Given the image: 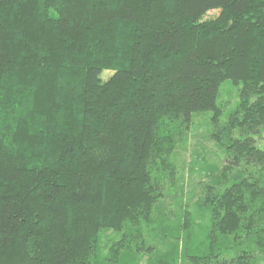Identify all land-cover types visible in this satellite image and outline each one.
Listing matches in <instances>:
<instances>
[{"label": "trees", "instance_id": "trees-1", "mask_svg": "<svg viewBox=\"0 0 264 264\" xmlns=\"http://www.w3.org/2000/svg\"><path fill=\"white\" fill-rule=\"evenodd\" d=\"M208 113L224 159L167 212ZM263 135L264 0H0V264H260Z\"/></svg>", "mask_w": 264, "mask_h": 264}, {"label": "rangeland", "instance_id": "rangeland-1", "mask_svg": "<svg viewBox=\"0 0 264 264\" xmlns=\"http://www.w3.org/2000/svg\"><path fill=\"white\" fill-rule=\"evenodd\" d=\"M216 14L217 12H210L205 19L214 18ZM110 75V73L102 74L104 80ZM216 104L223 112L219 124L224 125L227 121V116L238 105V90L230 81H225L221 84ZM211 117V113L195 115L190 130L186 133L183 132L181 134L183 138L177 140L175 149L177 175L174 182L171 185L169 184V196L165 200V211L167 212L175 210L177 207L175 202L177 203L183 199L184 202L189 200L193 185L197 182L199 183L201 179H208V175L204 171L210 167L219 168L220 163L224 159V149L229 145V138L226 133L220 132L221 129L212 127L210 124ZM216 133L221 138L220 143L215 142L213 139ZM232 134L228 135L234 137L235 134ZM258 146L264 150V135L258 141ZM204 168L206 169L204 170ZM260 264H264V262Z\"/></svg>", "mask_w": 264, "mask_h": 264}]
</instances>
